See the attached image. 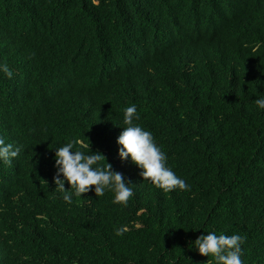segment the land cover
<instances>
[{
	"label": "trees",
	"instance_id": "obj_1",
	"mask_svg": "<svg viewBox=\"0 0 264 264\" xmlns=\"http://www.w3.org/2000/svg\"><path fill=\"white\" fill-rule=\"evenodd\" d=\"M0 63V138L21 149L0 163V264H207L208 231L264 264V0H0ZM131 104L188 191L120 160ZM69 141L131 184L126 206L63 200Z\"/></svg>",
	"mask_w": 264,
	"mask_h": 264
},
{
	"label": "clouds",
	"instance_id": "obj_2",
	"mask_svg": "<svg viewBox=\"0 0 264 264\" xmlns=\"http://www.w3.org/2000/svg\"><path fill=\"white\" fill-rule=\"evenodd\" d=\"M0 74L11 79L13 71L6 63H0ZM253 103L257 110H264V96H258ZM140 119L135 104L126 106L123 110V127L117 137L118 156L120 160L131 162L140 168V175L145 181L154 187L168 193L172 191H188L190 185L178 176L167 164V156L155 141L153 134L142 128L138 123ZM76 141H69L63 146L55 148L54 167L56 169L53 177L55 189L64 192L63 200L71 203L72 198L65 190V183L75 196L93 191L96 197L103 196L105 191L113 193V203L126 206L132 196V188L123 175L112 170L111 164L101 166L100 161L105 158L99 152L86 153L74 150ZM21 151L19 146L5 143L0 138V163L11 164L13 158ZM106 159V158H105ZM125 229L116 230L120 235ZM206 235H200L192 246L201 256L208 257L207 264H243L242 245L245 237L240 234H217L208 231Z\"/></svg>",
	"mask_w": 264,
	"mask_h": 264
}]
</instances>
